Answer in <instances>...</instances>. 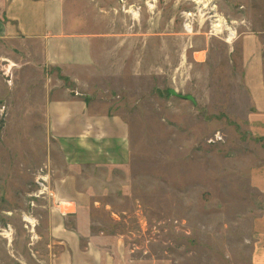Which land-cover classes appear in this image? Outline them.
I'll return each mask as SVG.
<instances>
[{
    "label": "rangeland",
    "instance_id": "rangeland-1",
    "mask_svg": "<svg viewBox=\"0 0 264 264\" xmlns=\"http://www.w3.org/2000/svg\"><path fill=\"white\" fill-rule=\"evenodd\" d=\"M71 3L81 32L111 35L106 69L83 94L129 123L130 163L71 170L38 127L41 71L0 52V264H47L48 221L65 201L39 197L40 184L54 191L69 175L93 195L79 220L123 264H249L264 203L249 177L264 143L248 127L243 59L247 39L264 54V0Z\"/></svg>",
    "mask_w": 264,
    "mask_h": 264
},
{
    "label": "crops",
    "instance_id": "crops-1",
    "mask_svg": "<svg viewBox=\"0 0 264 264\" xmlns=\"http://www.w3.org/2000/svg\"><path fill=\"white\" fill-rule=\"evenodd\" d=\"M71 4V0H0V52L24 74L41 71L36 100L37 117L42 122L38 127H44L71 170L121 169L131 159L129 123L118 113L98 111L95 101L90 103L83 94L106 69L101 56L112 38L106 33L81 32ZM243 63L244 84L252 104L249 131L264 143V54L260 40H246ZM121 69L117 66L115 77ZM60 178L52 184L56 190L50 188L48 195L58 194L66 204L65 210L60 206L48 221L51 243L46 263L123 264L124 255L119 258L117 253L102 252L98 233L79 220L93 195L77 189L75 177ZM249 181L264 197V163L251 170ZM74 218L75 228L70 226ZM253 230L249 264H264V203Z\"/></svg>",
    "mask_w": 264,
    "mask_h": 264
},
{
    "label": "bare ground",
    "instance_id": "bare-ground-1",
    "mask_svg": "<svg viewBox=\"0 0 264 264\" xmlns=\"http://www.w3.org/2000/svg\"><path fill=\"white\" fill-rule=\"evenodd\" d=\"M196 1H198V0H196ZM217 17H218V16H217ZM221 20H222V19H221ZM217 22H218V23L216 24V26H214V29H215V31H216L217 33H220L224 28H227V30H229L228 27L222 23L223 21H219V20H217ZM229 36H230V37H229V40H228V41H231V40H233V38H234V36H235V33L232 32V33H230ZM231 42H232V41H231ZM28 219H29V218H28ZM29 224H30L31 226L34 227V225H35V221L32 220V219L30 218V219H29Z\"/></svg>",
    "mask_w": 264,
    "mask_h": 264
},
{
    "label": "built area",
    "instance_id": "built-area-1",
    "mask_svg": "<svg viewBox=\"0 0 264 264\" xmlns=\"http://www.w3.org/2000/svg\"><path fill=\"white\" fill-rule=\"evenodd\" d=\"M44 179H45V178L42 177V180H43V181H45ZM39 184H40V183H39ZM40 187H41V190H40L41 192H40V194L38 195L39 197L42 196V195L44 196V195H45V192L48 191V188L45 187V185H44L43 183L40 184ZM48 193H49V191H48ZM50 196H53V194L51 193Z\"/></svg>",
    "mask_w": 264,
    "mask_h": 264
}]
</instances>
